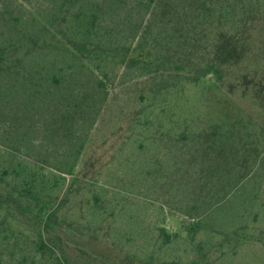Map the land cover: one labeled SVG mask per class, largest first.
Returning a JSON list of instances; mask_svg holds the SVG:
<instances>
[{
	"label": "rangeland",
	"instance_id": "1",
	"mask_svg": "<svg viewBox=\"0 0 264 264\" xmlns=\"http://www.w3.org/2000/svg\"><path fill=\"white\" fill-rule=\"evenodd\" d=\"M121 1L96 23L98 51L170 43L186 12L161 0L171 6L160 19L147 0ZM233 2L219 31L236 48L218 81L191 84L192 50L158 69L73 61L45 29L60 0H0V144L44 173L77 153L54 193L69 264H264V0ZM103 246L108 262L87 261Z\"/></svg>",
	"mask_w": 264,
	"mask_h": 264
},
{
	"label": "trees",
	"instance_id": "2",
	"mask_svg": "<svg viewBox=\"0 0 264 264\" xmlns=\"http://www.w3.org/2000/svg\"><path fill=\"white\" fill-rule=\"evenodd\" d=\"M137 1L141 3V0ZM177 1L173 10L179 6L186 12L176 13L177 28L172 31V37L169 38L171 42L155 41L153 46L146 47L145 50H143V37L140 40L137 37L133 46L116 45L108 46L106 50H97L100 47L101 38L95 31L96 23L102 17L112 18L114 15L111 11L113 7L116 9L121 4V0L99 2L96 0H60L61 15L58 13L59 15L55 17L56 14H54L51 18L52 22L44 28L50 37L49 44L53 48L62 47L63 50H67L75 59L73 61L89 62L103 58L115 61L116 64L122 66L141 65L143 68L158 69L167 63L175 64L176 60L184 63L179 51L190 52L192 50L195 59L199 60V64L195 67L201 69L188 81L195 84L207 76L209 78L206 82H209L210 78L218 81L223 57L233 52L236 48L235 39H237V37L234 39L231 36L221 35L219 27L223 22L227 23L235 16L234 9L237 1L231 5L225 3V0ZM168 2L147 0L146 5L142 7H145V10H148L153 17L161 19L167 15L165 9L171 6L167 5ZM250 5L254 7L255 0H250ZM247 7L249 6H239L238 16L240 18L233 19V22L239 25L235 29V36H238L245 24L247 14H249ZM68 12H71L70 20L66 19ZM57 22L61 24L55 25ZM55 39L61 40L54 41ZM171 44L175 48L169 52L168 45L171 46ZM169 53L170 56H168ZM52 80L58 82L56 78ZM0 145V148L3 146L0 149V264H69L70 261L63 249V240L53 220L54 209L57 201L59 202L54 193L58 182L64 180L63 175L74 172L77 153L72 159L67 158L65 154H60L59 157L63 159L62 163L55 166L50 173H44L36 164L29 163L26 158L15 154L14 146ZM5 178H10V182ZM16 184L19 186L18 189L15 188ZM195 231L196 228L189 225L187 232L190 238H193ZM99 241L102 243L101 240ZM103 243L106 242L103 241ZM104 247L91 250L86 256L87 261L103 259L108 262L109 253ZM83 264L87 262L84 260ZM108 264H127V262L126 260L114 262L111 259Z\"/></svg>",
	"mask_w": 264,
	"mask_h": 264
}]
</instances>
